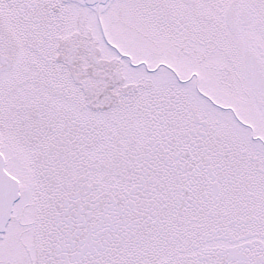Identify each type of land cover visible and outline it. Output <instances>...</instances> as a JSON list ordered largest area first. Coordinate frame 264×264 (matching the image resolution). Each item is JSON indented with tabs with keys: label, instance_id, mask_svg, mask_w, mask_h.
Wrapping results in <instances>:
<instances>
[{
	"label": "snow or ice",
	"instance_id": "6c2138e0",
	"mask_svg": "<svg viewBox=\"0 0 264 264\" xmlns=\"http://www.w3.org/2000/svg\"><path fill=\"white\" fill-rule=\"evenodd\" d=\"M0 264H264V0H0Z\"/></svg>",
	"mask_w": 264,
	"mask_h": 264
}]
</instances>
